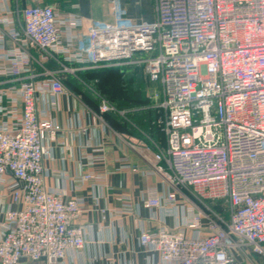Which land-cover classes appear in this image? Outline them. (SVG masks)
Masks as SVG:
<instances>
[{"label":"built area","instance_id":"2783aa9c","mask_svg":"<svg viewBox=\"0 0 264 264\" xmlns=\"http://www.w3.org/2000/svg\"><path fill=\"white\" fill-rule=\"evenodd\" d=\"M113 4L109 22L0 0V83L9 84L0 90L9 119L0 118V181L13 175L20 205L2 210L0 264H76L93 225L77 222L81 199L46 186L44 162L62 130L53 114L64 78L123 64L160 85L149 97L167 145L150 164L173 190L150 187L144 205L174 214L182 197L192 213L184 226L140 233L147 264H232L244 249L264 259V0H155L153 21ZM96 94L100 112L123 114ZM81 180L103 184L91 172Z\"/></svg>","mask_w":264,"mask_h":264},{"label":"crops","instance_id":"0c3cea01","mask_svg":"<svg viewBox=\"0 0 264 264\" xmlns=\"http://www.w3.org/2000/svg\"><path fill=\"white\" fill-rule=\"evenodd\" d=\"M128 1L120 0V3L129 11L130 17L137 21L155 19L152 0ZM7 4L14 11L26 6L50 4L62 14L73 12L95 20L113 21L109 0H7ZM137 7L152 13L145 16ZM3 43L2 52L12 47L7 38ZM33 56L39 59V53L33 52ZM34 65L39 66L35 62ZM46 66L53 68L54 64L48 62ZM103 71H111L116 76L120 72L130 77L144 75L141 68L131 66L86 68L80 73L85 76ZM145 80L150 84L147 78ZM64 84L67 90L59 96V109L53 114L62 130L58 140L52 143V156L44 162L49 170L45 183L48 188L60 189L66 198L81 199L82 210L77 222L93 225L76 264H147L151 255L141 245L140 233L163 224L169 228L184 226L192 217V213L187 212L189 203L183 198L179 199L174 214L144 205L150 187H156L161 195L172 191L160 175L151 170L149 162L159 148L165 150L167 145L165 133L156 127L159 116L147 99L149 93L144 92L146 99L140 100L142 104H128L120 110L123 114L102 113L99 100L88 92L85 82L64 78ZM8 87V83H0V90ZM3 106L12 107L7 97L3 99ZM16 109L20 115V101ZM0 118L2 122L9 120L6 115ZM151 138L159 147L151 142ZM89 172L101 176L103 184L98 186L92 181L81 180ZM13 182L10 172L0 181V220L4 208L20 207L12 198ZM102 209L106 212L103 213ZM237 253L232 264H264L262 257L250 251L244 249Z\"/></svg>","mask_w":264,"mask_h":264},{"label":"rangeland","instance_id":"374dc122","mask_svg":"<svg viewBox=\"0 0 264 264\" xmlns=\"http://www.w3.org/2000/svg\"><path fill=\"white\" fill-rule=\"evenodd\" d=\"M152 1H153L154 8H155V0H152ZM109 2L111 4V7L113 8V5H114L113 3L115 2V0H109ZM136 3H137L136 4L137 6H140L139 1H136ZM112 8H111V11L113 14ZM138 8L139 7H137V9ZM139 12H140V14H144L145 16H147V14L152 13V11H150V10L143 11L142 9H140ZM126 14L129 15V11H126ZM114 19H115V15L113 14V20ZM132 19H134V18H132ZM134 20H136V19H134ZM125 66L141 68V71L143 72L142 74H144L143 75L144 78L145 79L147 78V80L150 82V84L152 83V85L148 84L141 74H139V75L136 74L135 77L134 76L130 77L127 75H123L122 72H120L119 76H116V75H112L111 71L110 72L103 71L100 73H95V72L94 73H87V74H85V76H83L80 73L81 71H83V69H82L81 71L79 70L77 72L78 78L75 76H67V78H72V79L77 78L79 80H82V82H85V84H86L85 87L87 88L89 93H92L94 95V97L97 99H98V96L96 93H100V94L104 95L106 98H108L117 107L118 110H122L128 104H132V103H134V105H136V106L140 105L137 103L141 102L140 100L146 99L143 96L145 95L144 92H147V93H149L147 99L150 100L151 107L156 110V112L159 116L160 114L158 112V109L156 107L152 106V104H154V103H153V101H151L149 96L151 94H153L156 90H159L160 85H159V83L151 82L148 79L147 75L144 73V71L142 69V66H138L136 64H123V65H118V66H104V67L111 68V67H125ZM95 79H97V80H95ZM132 98H134V99H132ZM110 112H116V111H110ZM104 113H106V112H104ZM156 127L160 128V130H161V127H160L157 120H156ZM150 140L153 144H154V142H156L152 138ZM151 161H152V159H149L150 163H151ZM91 173H93V172H91ZM97 177H100L102 180H104L99 175ZM180 198L182 199V197H180ZM209 204L214 206L215 209H217L218 211L222 210V208H221L222 206H221L220 201H212ZM224 215L226 216L227 213L225 212ZM245 250L249 251L248 249H245ZM237 255H238V253L236 251H234V256L236 257Z\"/></svg>","mask_w":264,"mask_h":264},{"label":"trees","instance_id":"16d2710c","mask_svg":"<svg viewBox=\"0 0 264 264\" xmlns=\"http://www.w3.org/2000/svg\"><path fill=\"white\" fill-rule=\"evenodd\" d=\"M141 102L137 103V104H140ZM142 104V103H141ZM130 105H134V103L130 104Z\"/></svg>","mask_w":264,"mask_h":264}]
</instances>
